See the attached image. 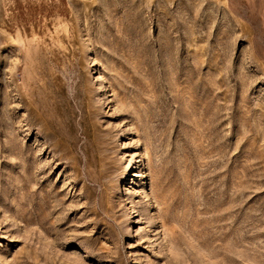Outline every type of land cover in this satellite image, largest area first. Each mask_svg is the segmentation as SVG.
Segmentation results:
<instances>
[{
    "label": "rangeland",
    "instance_id": "374dc122",
    "mask_svg": "<svg viewBox=\"0 0 264 264\" xmlns=\"http://www.w3.org/2000/svg\"><path fill=\"white\" fill-rule=\"evenodd\" d=\"M0 264H264V0H0Z\"/></svg>",
    "mask_w": 264,
    "mask_h": 264
}]
</instances>
